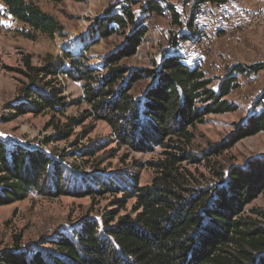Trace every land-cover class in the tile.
<instances>
[{"label": "trees", "instance_id": "1", "mask_svg": "<svg viewBox=\"0 0 264 264\" xmlns=\"http://www.w3.org/2000/svg\"><path fill=\"white\" fill-rule=\"evenodd\" d=\"M38 1L0 0L7 14L24 26L22 35L25 38L34 40L37 34L49 37L61 34V24L43 12L37 6ZM229 1L196 0L195 7L206 3L222 6ZM146 8L157 16L170 13L172 24L185 32L179 39H174L175 47L179 41L190 39L192 19L184 25L172 5L161 7L154 0L147 1ZM97 24L101 38L114 33L113 24L121 30H126L128 25L133 27L122 48L105 59L103 66L109 73L98 80L96 70L86 65L82 53L64 54L68 59L67 67L60 59L39 68L32 67L26 60V71L20 73L27 83L19 91L21 101L9 107L6 121L25 114L37 116L48 112L54 116L62 113L68 103L56 79L60 75L68 77L82 84L83 92L81 98L70 103L86 102L90 108L77 118L67 117L65 123H54L52 119L48 126H54L56 134L46 142L69 139L73 128L81 126L87 119L92 122L102 120L137 152L160 147L162 157L150 163L157 175L145 186H139L134 177L122 183L114 178L95 176L89 183L87 178L75 176L72 168L64 167L61 158L18 145L6 147L0 140V206L23 201L29 193L50 199L121 193L122 200L114 201L119 207L129 199L135 200L130 213L118 216V211L112 210L102 218V224L88 221L70 236L60 235L52 241L53 253L8 252L0 255V263L264 264V227L242 216L244 207L264 192V165L258 162L251 165L248 172L234 169L226 175L217 174L221 184L212 190L194 189L181 167L184 161H199L187 155L196 126L209 115L237 110L235 104L226 100L236 88V75L256 74L264 69V65L232 67L216 90L210 88L211 81L198 66L185 63L178 50L165 53L156 71L114 67L119 60L135 53L146 29L124 6L120 11L107 10ZM125 78L122 87L115 89L116 82ZM145 78H153L155 83L140 98L134 99L129 92L136 81ZM93 128V125L86 128L83 136ZM263 131L264 110L252 116L246 127L238 129L235 140ZM95 149L90 147L84 154L93 156ZM223 149L225 147L221 145L215 147L209 155H218ZM68 174H73L72 182ZM260 215L264 217V214Z\"/></svg>", "mask_w": 264, "mask_h": 264}, {"label": "rangeland", "instance_id": "2", "mask_svg": "<svg viewBox=\"0 0 264 264\" xmlns=\"http://www.w3.org/2000/svg\"><path fill=\"white\" fill-rule=\"evenodd\" d=\"M147 1L150 0L62 3L40 0L37 6L53 16L63 31L52 37L37 34L34 40L22 35L24 26L9 16L0 2V140L6 143V147L18 145L61 158L64 167L72 168L75 176L87 178L89 183L95 176H100L121 182L134 177L139 186L151 184L157 173L150 163L162 157V149L154 147L149 152H137L119 138L107 122L87 119L81 126L73 128L69 139L46 142L56 134L54 126H48L52 119L54 123H65L67 117L77 118L90 108L86 102L70 103L81 98L83 92L82 84L68 77L60 75L56 79L68 103L62 113L54 116L48 112L37 116L25 114L6 121L9 107L21 101L19 91L27 83L20 73L26 71V60L32 67L39 68L60 59L67 67L68 59L64 54L82 53L86 65L96 70L98 80L109 73L103 66L105 59L122 48L126 35H130L133 28L128 25L126 30H121L113 24L114 33L101 38L97 33V21L110 9L120 11L122 6L130 9L137 23L146 29L135 53L119 60L114 67L156 71L165 53L178 50L185 63L198 66L211 81L210 88L216 90L232 67L264 65V0H230L222 6L206 3L200 7H195L196 0H154L161 7L172 5L184 25L192 19V33L186 32L190 39L179 41L176 47L174 39H179L185 32L172 24L170 13L157 16L146 11ZM126 78L117 81L115 89L122 87ZM154 83L153 78L138 80L129 94L138 99ZM226 100L235 104L237 110L209 115L197 125L187 155L199 161L188 160L181 164L187 173L186 178L196 190L217 188L221 184L217 174L226 175L234 169L248 172L251 165L258 162L264 165V131L235 140L238 129L246 127L252 116L264 110V69L256 74L236 75V88ZM90 125H93V130L83 136ZM220 145L225 147L220 154L209 155ZM90 147L96 148L95 154L86 156L84 153ZM72 175L70 182L73 181ZM116 199L122 200V194L50 199L29 193L23 201L0 206V255L15 251L26 255L53 253L52 241L60 235L70 236L72 231L88 221L102 224V218L112 210H117L118 216L131 212L134 199L125 201L123 207L114 204ZM260 214H264V192L247 204L242 212L243 217H249L264 227V217Z\"/></svg>", "mask_w": 264, "mask_h": 264}, {"label": "built area", "instance_id": "3", "mask_svg": "<svg viewBox=\"0 0 264 264\" xmlns=\"http://www.w3.org/2000/svg\"><path fill=\"white\" fill-rule=\"evenodd\" d=\"M58 78H60V77L58 76Z\"/></svg>", "mask_w": 264, "mask_h": 264}]
</instances>
